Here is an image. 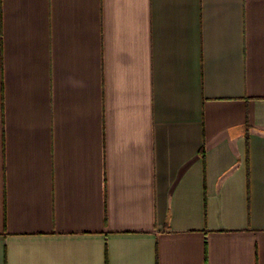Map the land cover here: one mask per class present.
<instances>
[{
	"label": "crops",
	"instance_id": "crops-1",
	"mask_svg": "<svg viewBox=\"0 0 264 264\" xmlns=\"http://www.w3.org/2000/svg\"><path fill=\"white\" fill-rule=\"evenodd\" d=\"M0 264H264V0H0Z\"/></svg>",
	"mask_w": 264,
	"mask_h": 264
},
{
	"label": "trees",
	"instance_id": "trees-1",
	"mask_svg": "<svg viewBox=\"0 0 264 264\" xmlns=\"http://www.w3.org/2000/svg\"><path fill=\"white\" fill-rule=\"evenodd\" d=\"M203 153H204V151H203Z\"/></svg>",
	"mask_w": 264,
	"mask_h": 264
}]
</instances>
